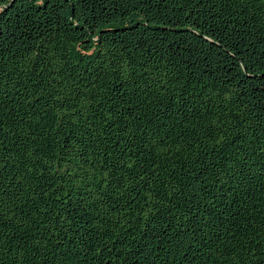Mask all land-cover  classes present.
Returning a JSON list of instances; mask_svg holds the SVG:
<instances>
[{
    "label": "trees",
    "instance_id": "16d2710c",
    "mask_svg": "<svg viewBox=\"0 0 264 264\" xmlns=\"http://www.w3.org/2000/svg\"><path fill=\"white\" fill-rule=\"evenodd\" d=\"M0 264H264V0H0Z\"/></svg>",
    "mask_w": 264,
    "mask_h": 264
}]
</instances>
